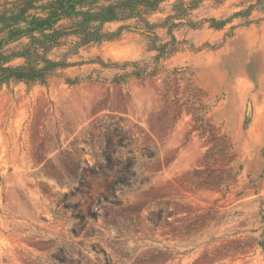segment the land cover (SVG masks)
<instances>
[{"label":"rangeland","instance_id":"obj_1","mask_svg":"<svg viewBox=\"0 0 264 264\" xmlns=\"http://www.w3.org/2000/svg\"><path fill=\"white\" fill-rule=\"evenodd\" d=\"M25 1L41 12L52 0H0V11ZM181 1L194 6L173 28L178 50L163 63L170 71L188 68L204 92L202 108L186 81L171 77L164 96L166 73L152 83L122 85L112 79L125 70L90 62L96 56L106 63L151 62L157 52L134 28L136 18L106 22L112 37L81 48L73 60L85 63L65 70L93 78L100 70L101 81L69 85L53 77L48 87L0 89V264H264V0H163L149 16L162 25L158 43L170 40L171 20H164ZM196 115L207 119L203 130H192ZM111 120L134 135L138 173L149 177L120 206L104 200L113 198L114 173L83 172L98 150L87 143L90 132ZM224 136L236 155L230 164L236 180L227 193L197 189L190 181L195 169L224 164L221 158L203 164ZM144 148L155 152L152 160ZM161 209L165 219L154 227L147 216ZM202 215L217 218L197 234L180 233Z\"/></svg>","mask_w":264,"mask_h":264},{"label":"trees","instance_id":"obj_2","mask_svg":"<svg viewBox=\"0 0 264 264\" xmlns=\"http://www.w3.org/2000/svg\"><path fill=\"white\" fill-rule=\"evenodd\" d=\"M161 1L163 0H116L114 4L107 6H94L98 0H52L48 6H42L41 12H31L32 7L28 6V1H25L26 4L13 11H0V89L6 86L13 90L19 84H24L28 88L37 85L48 87L53 77L63 78L69 85L101 81L100 70L95 69L98 72L96 78L92 75L70 77L65 74V70L85 63L83 60H73V57L80 55L81 48L101 44L112 37L114 33L107 32L103 28L106 22L113 19L123 21L136 18L134 28L148 37V49L157 52L151 62L106 63L100 56H96L90 62H97L103 68L119 67L125 70L124 73L116 74L112 79L113 83L122 85L130 79H135L141 84L152 83L166 73L161 83L164 85V96L172 90L169 86L171 77H174L173 79L177 82L186 81V91H197L193 97L197 102L199 101L202 108L204 92L194 85L188 68L180 67L170 71L163 63L178 50L179 42L172 32L173 28L182 24L184 16L194 5L181 1L179 6H174L175 14L164 20L165 22L171 20L167 22L168 34L171 38L158 43L156 28L162 25L152 22L149 16L157 12ZM124 27H131V25ZM23 39H26V42H22ZM13 42H18L19 49L7 48V45ZM54 48L63 49L55 54L52 51ZM16 58H21L22 62L12 64L11 62ZM128 66L133 67L129 72L126 71ZM176 88H179V85ZM176 106L174 111H181L182 105L176 104ZM206 120L204 115H196V124L192 130H203ZM134 141V135L118 121L113 120L100 122L96 130L90 132L87 140L90 145L97 143L98 150L94 153L96 159L94 163L89 168L84 167L83 172L89 170L90 173L105 177L114 173L109 184L113 198L104 197V200L113 206L123 204V197L127 191H140L149 181V177L138 173L137 156L131 148ZM231 149L228 138L224 136V142L216 143L214 147H211L203 161V164L210 166L212 163L209 159L221 158L224 161L222 167L195 169L190 178L191 183L197 189L217 188L224 189L226 193L229 192V181L236 180L238 176V172H233V167L230 166L236 157ZM142 154L149 160L155 157V152L149 148H144ZM85 163L88 165V162L85 161ZM252 187H255L253 180ZM216 218L217 216H198L191 220L180 233L188 237L197 234ZM164 219L162 209L158 212L150 211L147 216V220L154 227L160 226Z\"/></svg>","mask_w":264,"mask_h":264}]
</instances>
